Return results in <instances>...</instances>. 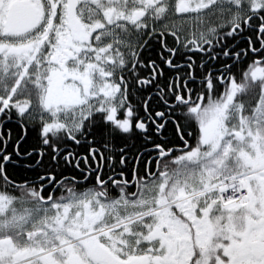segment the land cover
<instances>
[{
    "label": "snow or ice",
    "instance_id": "6c2138e0",
    "mask_svg": "<svg viewBox=\"0 0 264 264\" xmlns=\"http://www.w3.org/2000/svg\"><path fill=\"white\" fill-rule=\"evenodd\" d=\"M0 264H264V0H0Z\"/></svg>",
    "mask_w": 264,
    "mask_h": 264
},
{
    "label": "trees",
    "instance_id": "16d2710c",
    "mask_svg": "<svg viewBox=\"0 0 264 264\" xmlns=\"http://www.w3.org/2000/svg\"><path fill=\"white\" fill-rule=\"evenodd\" d=\"M13 129V137L15 138L16 132H17V126L16 125H9ZM29 137L27 141L22 145L23 148H28L31 146L35 140H34V133H32L31 129L29 130ZM11 147V146H10ZM10 172H15V169H12L11 167L9 168Z\"/></svg>",
    "mask_w": 264,
    "mask_h": 264
},
{
    "label": "flooded vegetation",
    "instance_id": "af4514ba",
    "mask_svg": "<svg viewBox=\"0 0 264 264\" xmlns=\"http://www.w3.org/2000/svg\"><path fill=\"white\" fill-rule=\"evenodd\" d=\"M168 41L171 43V37H168ZM246 46V43H241L240 44V47H245ZM252 57H251V53H249V59H247V60H245L244 61V64L243 65H241V66H238V67H246V65H247V63H249L250 62V59H251ZM162 67H164V71H165V74L166 75H170L171 73H170V70L166 67V66H163L162 65ZM181 71H184L183 69H181ZM237 75H238V77H239V72L237 71ZM133 103H135V101H133ZM9 127V126H8Z\"/></svg>",
    "mask_w": 264,
    "mask_h": 264
}]
</instances>
